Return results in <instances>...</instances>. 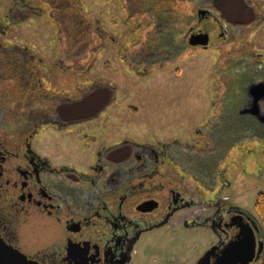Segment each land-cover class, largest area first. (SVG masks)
Returning a JSON list of instances; mask_svg holds the SVG:
<instances>
[{
    "label": "rangeland",
    "instance_id": "obj_1",
    "mask_svg": "<svg viewBox=\"0 0 264 264\" xmlns=\"http://www.w3.org/2000/svg\"><path fill=\"white\" fill-rule=\"evenodd\" d=\"M11 1L0 0V22ZM30 1L42 4V0ZM67 2L70 14L66 19L65 13L63 17L44 13L13 26L5 34L4 25H0V44L27 46L36 62L43 59L41 66L47 71L43 89L64 96L63 107L90 106L105 102L106 97L113 105L87 127L80 124L61 129L57 124H44L37 144L41 152L55 163L68 157L72 164L79 157L70 148L83 146L82 136L89 128L90 134H104L111 139L131 133L137 136L135 140L158 144L175 138L183 141L196 128H203L207 134L213 130L215 157L210 159L208 153L200 152L190 161L186 156L185 166L189 168L196 162L195 176L203 182L216 177L218 182L230 181V185L220 187V195L222 190L229 194L260 223L256 199L259 192H264V131L258 135L256 124L242 120L238 110L247 98V87L264 79V0ZM200 7L212 9L218 24L225 23L228 30L227 38H219L221 30L216 31L215 20H206L203 26L215 29L208 48H192L182 40L192 24H197ZM73 11L77 15H72ZM163 13L172 18L165 19ZM76 19L97 38L92 45L83 36V26L77 27L76 34L71 30ZM104 44L107 46L103 48ZM1 53L8 56L15 51ZM71 56L77 58V66L70 61ZM63 57H67L64 65L71 67H60L59 58ZM56 60L57 71H52ZM3 79L0 77V103L6 84ZM42 108L45 110V104ZM81 111L73 115L81 117ZM4 120L0 119L1 126ZM227 125L234 129L229 130ZM242 134L249 135L243 151V144L237 142ZM229 147L228 156H222ZM76 151L80 160L86 159V154ZM186 177V181H193L188 174ZM184 233L157 229L144 234L128 264H195L208 244L207 237L203 230L195 235Z\"/></svg>",
    "mask_w": 264,
    "mask_h": 264
},
{
    "label": "flooded vegetation",
    "instance_id": "obj_2",
    "mask_svg": "<svg viewBox=\"0 0 264 264\" xmlns=\"http://www.w3.org/2000/svg\"><path fill=\"white\" fill-rule=\"evenodd\" d=\"M30 10L34 11L33 17L29 16ZM213 12L210 8L198 9L197 24L183 34L184 43L192 48H208L192 44L191 36L203 30L211 37L215 29L203 26L210 18L217 23L216 31L221 30L219 38L228 37L227 25H219ZM40 14L37 8L26 7L25 1L12 0L0 22L3 33ZM13 45L0 44V52L15 51L0 56V77L6 81L0 103V119H5L3 126L0 123V236L9 245L38 264H128L136 245L148 232L165 229L195 235L203 230L210 241L194 263L219 264L215 257L218 247L203 258L216 244V234L225 242L235 241L242 230L253 229L256 240L264 241L257 217L234 203L223 190L220 195V187L230 185V181L218 182L216 177L215 182H203L195 176L196 162L189 168L185 166L186 156L190 161L200 152L208 153L210 159L215 157L213 130L207 134L203 128H196L183 141L175 138L158 144L135 140L137 136L128 130L130 134L111 139L104 134H90L89 128L82 136L83 146L70 148L79 157L74 163L62 157L58 164L43 154L37 145L41 126L87 127L113 103L106 97L105 102L90 106L63 107L64 96L43 89L47 73L41 66L43 59L36 62L27 46ZM66 58H59L60 67H71L64 65ZM53 63L50 69L57 71L59 61ZM247 90L238 113L242 120L255 123L261 135L264 102L258 115L251 113L253 105ZM89 107L94 109L92 113ZM80 110L81 117L73 115ZM250 126L248 122L246 128ZM227 127L234 129L232 125ZM246 137L249 135L242 134L237 142L245 143ZM75 148L86 154V159L80 160ZM230 151L227 148L222 156ZM186 174L193 181H186ZM142 206L147 209L142 210ZM254 259L249 264H264V248L258 252V244Z\"/></svg>",
    "mask_w": 264,
    "mask_h": 264
},
{
    "label": "water",
    "instance_id": "obj_3",
    "mask_svg": "<svg viewBox=\"0 0 264 264\" xmlns=\"http://www.w3.org/2000/svg\"><path fill=\"white\" fill-rule=\"evenodd\" d=\"M191 43L201 44L207 46L209 44V34L206 31L196 33L191 36ZM248 94L250 101L253 105L250 110L251 113L258 115L260 103L264 102V80L257 82H252L248 86ZM257 110V111H256ZM261 120L264 122V112L262 113ZM142 210L147 208L141 207ZM217 235V242L212 246V248L206 252L203 258L209 257L208 255L214 251L216 247L219 248L215 257L218 258L219 264H249L255 259L257 244L258 252L262 251L264 248V241L256 240L255 233L253 229L243 231L239 234L235 241H223V238ZM202 259V258H201ZM0 264H38L37 261L31 259L25 253L21 252L19 249L9 245L5 239L0 236ZM218 264V263H216Z\"/></svg>",
    "mask_w": 264,
    "mask_h": 264
},
{
    "label": "trees",
    "instance_id": "obj_4",
    "mask_svg": "<svg viewBox=\"0 0 264 264\" xmlns=\"http://www.w3.org/2000/svg\"><path fill=\"white\" fill-rule=\"evenodd\" d=\"M22 2L25 1V5L26 7L30 6L31 9L34 8H37L38 11L41 12L40 16L44 13H48L50 14L51 12H53L54 15H56L57 17L60 16V17H63L64 16V13H65V19H66V14H70V12H67V7H68V2L67 0H42V4L44 5H48L49 6V10L48 8L44 7V5L42 6H38L36 3L30 1V0H21ZM30 3V4H29ZM32 5V6H31ZM56 7V8H51V7ZM165 6H163V9H165ZM42 10H43V13H42ZM176 15L178 14V11L175 12ZM29 14L31 15H34L33 14V10H30L29 11ZM173 14V13H171ZM72 15H77L76 12L73 11V14ZM164 16L165 19L168 18V15L167 14H162ZM171 17V15H170ZM56 18V17H55ZM57 19V18H56ZM81 19V17L78 18V20ZM79 26H83L84 27V33H83V36L86 38L85 40L88 41V43L90 42V45H92V43L95 42V39L94 36L92 37L90 35V30L88 31V29L85 27L84 23L81 24L77 21V19L74 21L73 23V27L71 30H73V32L76 34L75 31H77V27ZM70 31V30H69ZM75 34L72 33V35L74 36ZM91 36V37H90ZM77 58H73L72 60H70L71 62H74L75 65L77 66L78 65V62H76ZM256 209H257V212H258V215H259V218H260V221L262 223V228H263V231H264V192H259L258 195H257V199H256Z\"/></svg>",
    "mask_w": 264,
    "mask_h": 264
},
{
    "label": "crops",
    "instance_id": "obj_5",
    "mask_svg": "<svg viewBox=\"0 0 264 264\" xmlns=\"http://www.w3.org/2000/svg\"><path fill=\"white\" fill-rule=\"evenodd\" d=\"M206 241H207V242H208V244H209V241H210V239H209V238H207V240H206ZM208 244H207V245H208ZM204 249H205V248H204ZM199 256H200V255H199ZM199 256H198V257H199Z\"/></svg>",
    "mask_w": 264,
    "mask_h": 264
}]
</instances>
